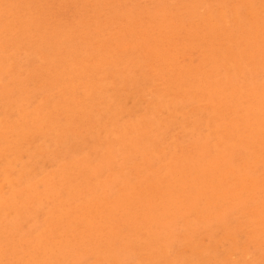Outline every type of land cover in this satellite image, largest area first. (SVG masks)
<instances>
[{"label": "rangeland", "instance_id": "obj_1", "mask_svg": "<svg viewBox=\"0 0 264 264\" xmlns=\"http://www.w3.org/2000/svg\"><path fill=\"white\" fill-rule=\"evenodd\" d=\"M246 1L0 0V264H264Z\"/></svg>", "mask_w": 264, "mask_h": 264}, {"label": "bare ground", "instance_id": "obj_2", "mask_svg": "<svg viewBox=\"0 0 264 264\" xmlns=\"http://www.w3.org/2000/svg\"><path fill=\"white\" fill-rule=\"evenodd\" d=\"M90 1V0H89ZM122 1V0H121ZM124 1V0H123ZM129 1V0H128ZM188 1V0H187ZM224 1V0H223ZM244 1H246V0H244ZM251 1H253V0H251ZM22 2V1H21ZM58 2H60V1H58ZM98 2V1H97ZM120 2V1H119ZM133 1H131V3H132ZM160 2V1H159ZM176 2V1H175ZM184 2H185V0H184ZM201 2V1H200ZM247 2V1H246ZM23 3V2H22ZM27 3V2H26ZM104 3V2H103ZM139 3V2H138ZM163 3V2H162ZM169 3V2H168ZM186 3V2H185ZM227 3V2H226ZM234 3H235V1H234ZM241 3V2H240ZM242 3H244V2H242ZM241 3V4H242ZM254 3V2H253ZM21 4V3H20ZM88 4H90V3H88ZM229 4V3H228ZM247 4V3H246ZM245 3H244V5H246ZM251 4V3H250ZM49 5V4H48ZM91 5V4H90ZM94 5V4H93ZM110 5H111V3H110ZM141 5V4H140ZM194 5H195V3H194ZM230 5V4H229ZM239 5V4H238ZM237 5V6H238ZM264 5V4H263ZM50 6V5H49ZM121 6V5H120ZM137 6H139V5H137ZM150 6V5H149ZM252 6V5H251ZM3 7V6H2ZM117 7H119V6H117ZM147 7H148V5H147ZM198 7V6H197ZM202 7V6H201ZM215 7V6H214ZM246 7V6H245ZM247 7H249V6H247ZM264 7V6H263ZM26 8V7H25ZM24 8V9H25ZM131 8V7H130ZM213 8V7H212ZM236 8V7H235ZM243 8V7H242ZM260 8H262V7H260ZM147 9V8H146ZM203 9V8H202ZM239 9V8H238ZM237 9V10H238ZM257 9V8H256ZM6 10V9H5ZM21 10V9H20ZM19 10V11H20ZM30 10V9H29ZM129 10V9H128ZM167 10V9H166ZM184 10V9H183ZM234 10V9H233ZM236 9H235V11H237ZM132 11V9H130V14L132 13L131 12ZM161 11V10H160ZM175 11V10H174ZM182 11V10H181ZM189 11V10H188ZM191 11V10H190ZM198 11V10H197ZM246 11V10H245ZM254 11H258V9L257 10H254ZM114 12H115V10H114ZM166 12V11H165ZM187 12V11H186ZM233 12V11H232ZM238 12H239V10H238ZM253 12V11H252ZM260 12V11H259ZM262 12V11H261ZM16 13V12H15ZM14 13V14H15ZM175 13V12H174ZM189 13V12H188ZM207 13V12H206ZM220 13V12H219ZM257 13V12H256ZM255 13V14H256ZM236 14V13H235ZM235 14H233V15H235ZM20 15V14H19ZM19 15H17V16H19ZM127 15V14H126ZM139 15H141V14H139ZM143 15V14H142ZM166 15V14H165ZM206 15V14H205ZM238 15H240V14H238ZM248 15V14H247ZM134 16V15H133ZM137 16V15H136ZM208 16V15H207ZM252 16H255L254 14L252 15ZM42 17V16H41ZM130 17H132V16H130ZM129 17V18H130ZM115 18H116V16H115ZM120 18V17H119ZM163 18V17H162ZM172 18V17H171ZM222 18V17H221ZM236 18V17H235ZM263 18V17H262ZM139 19V18H138ZM223 19H224V17H223ZM222 19V20H223ZM128 20V19H127ZM126 20V21H127ZM146 20V19H145ZM166 20V19H165ZM250 20V19H249ZM260 20V19H259ZM37 21V20H36ZM122 21V20H121ZM132 21V20H131ZM224 21V20H223ZM252 21V20H251ZM125 22V21H124ZM128 22H129V20H128ZM133 22V21H132ZM147 22V21H146ZM167 22V21H166ZM170 22V21H169ZM140 23V22H139ZM165 23V22H164ZM175 23V22H174ZM259 23V22H258ZM147 25V24H146ZM145 25V26H146ZM158 25V24H157ZM144 26V27H145ZM141 27V26H140ZM164 27V26H163ZM139 31V30H138ZM149 32V31H148ZM166 35V34H165ZM150 36V35H149ZM160 36V35H159ZM159 36H158V38H159ZM162 37V36H161ZM147 40V39H146ZM130 43V42H129ZM128 44V43H127ZM2 45V44H1ZM263 46V45H262ZM113 64V63H112ZM110 68V67H109ZM202 68V67H201ZM13 72V71H12ZM17 72V71H16ZM5 74V73H4ZM113 76V75H112ZM3 77V76H2ZM1 78V77H0ZM158 79V78H157ZM5 80V79H4ZM4 82V81H3ZM137 83V82H136ZM128 88V87H127ZM133 88V87H132ZM124 90V89H123ZM12 91V90H11ZM38 93V92H37ZM121 93V92H120ZM136 94V93H135ZM135 97V96H134ZM148 98V97H147ZM120 102V101H119ZM27 103V102H26ZM159 103V102H158ZM115 104V103H114ZM28 105V104H27ZM164 107V106H163ZM12 109V108H11ZM136 113V112H135ZM117 114V113H116ZM131 116V115H130ZM113 119V118H112ZM131 119V118H130ZM118 121V120H117ZM113 129V128H112ZM136 132V131H135ZM116 133V132H115ZM111 134V133H110ZM184 142V141H183ZM77 155V154H76ZM78 156V155H77ZM56 163V162H55ZM260 167V166H259ZM68 169V168H67ZM11 174H13V173H11ZM36 177V176H35ZM73 178V177H72ZM80 179V178H79ZM28 201H30V200H28ZM31 206V205H30ZM11 215V214H10ZM47 231V230H46ZM225 234V233H224ZM234 239V238H233ZM237 239V238H236ZM219 240V239H218ZM34 241V240H33ZM221 243V242H220ZM208 244V243H207ZM215 248V247H214ZM197 249V248H196ZM86 251V250H85ZM187 252V251H186ZM201 252V251H200ZM249 253V252H248ZM226 254V253H225ZM230 254V253H229ZM232 254H233V252H232ZM235 254V253H234ZM87 256V255H86ZM209 256V255H208ZM250 256H251V254H250ZM231 257V256H230ZM104 261V260H103Z\"/></svg>", "mask_w": 264, "mask_h": 264}]
</instances>
